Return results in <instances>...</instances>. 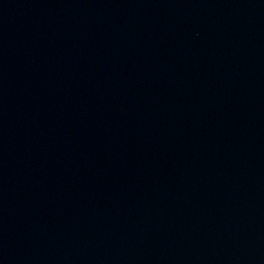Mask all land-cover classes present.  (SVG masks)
<instances>
[{"label": "water", "instance_id": "water-1", "mask_svg": "<svg viewBox=\"0 0 264 264\" xmlns=\"http://www.w3.org/2000/svg\"><path fill=\"white\" fill-rule=\"evenodd\" d=\"M0 264H264V0H0Z\"/></svg>", "mask_w": 264, "mask_h": 264}]
</instances>
